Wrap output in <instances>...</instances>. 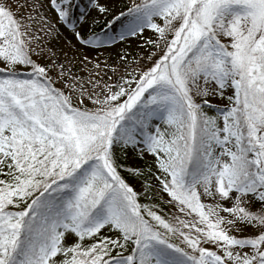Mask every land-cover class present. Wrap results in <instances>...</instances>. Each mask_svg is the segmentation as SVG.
<instances>
[{
  "label": "snow or ice",
  "instance_id": "snow-or-ice-1",
  "mask_svg": "<svg viewBox=\"0 0 264 264\" xmlns=\"http://www.w3.org/2000/svg\"><path fill=\"white\" fill-rule=\"evenodd\" d=\"M0 264H264V0H0Z\"/></svg>",
  "mask_w": 264,
  "mask_h": 264
},
{
  "label": "rangeland",
  "instance_id": "rangeland-1",
  "mask_svg": "<svg viewBox=\"0 0 264 264\" xmlns=\"http://www.w3.org/2000/svg\"><path fill=\"white\" fill-rule=\"evenodd\" d=\"M80 8H88L89 7V0H78ZM111 3L112 9L115 14H119L120 11H124L127 13L129 7L133 5V3L139 2V0H108ZM79 14V10L77 9V15ZM49 16L55 17L54 12L48 13ZM94 17L98 23L92 24V30L98 33L103 34L102 29L104 31H108V21L112 20V16L110 15H101L95 10L89 11V23H92L91 18ZM123 20V18H122ZM124 23L126 24L127 21L125 20ZM122 24L117 22L114 26L112 31L109 33L111 35H115L118 33L121 28ZM59 27V25H58ZM59 31L62 35L52 41L51 47H53L57 52V63L64 62L66 65L68 61L73 60V57L76 60L82 58V56L87 55L93 61H99L102 66L105 64L107 65H114L119 62L118 53H124L125 51L130 54L131 58H136L138 56L143 55L144 53L141 49L145 48L144 39L147 37L152 36L151 30L145 32L144 37L137 39V38H129L125 42H119L116 44H107L104 48L101 49H89L87 47L80 46L74 39L70 29H67L66 26L59 27ZM71 42V43H70ZM64 53H67V59H65ZM46 58L41 61V63H46ZM131 63V59L129 61ZM59 71V69H57ZM211 102L214 106H223L226 101H220L215 97L210 98ZM210 114H215L214 112ZM121 163L125 168H132V167H139V168H146L153 165V158L151 155H146L141 157L138 154V150L136 151H129L126 155L121 157ZM126 178L128 179L130 185L136 190L138 193L141 194V202H147L143 198V194L145 191V185L148 181L151 180V177L148 180L144 178H138L132 176L128 173H125ZM154 182V181H153ZM169 209L165 206V212H168ZM179 243V241H177Z\"/></svg>",
  "mask_w": 264,
  "mask_h": 264
}]
</instances>
